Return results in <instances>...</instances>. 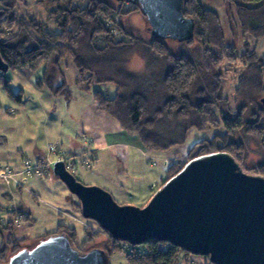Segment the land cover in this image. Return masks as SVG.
<instances>
[{"label": "trees", "instance_id": "1", "mask_svg": "<svg viewBox=\"0 0 264 264\" xmlns=\"http://www.w3.org/2000/svg\"><path fill=\"white\" fill-rule=\"evenodd\" d=\"M28 1L0 0V56L8 70L26 67L34 72L43 64L38 87L68 99L59 66L64 59L71 60L76 69L75 83L82 89L89 91L92 84L114 86L113 97L93 93L97 109L122 131L136 135L146 150L168 152L183 145L191 130L214 131L211 138L196 142L183 161L169 162L158 189L188 161L214 152L227 153L245 170L264 177V163L251 171L246 169L245 145L233 140L242 131L264 151V56H257L246 40L264 39V0H240L232 6L234 18H230V24L235 38L239 31L243 44L240 51L226 44L214 11L201 8L197 0H187L184 15L194 21V33L191 40L181 43L183 50L177 54L164 40L151 36L150 41L144 42L125 30L122 20L131 13H140L135 5L119 0ZM224 2L231 9L233 1ZM31 8L41 10L43 16L35 18L28 11ZM135 50L146 62V71L141 75L126 68L128 57ZM236 64L241 67L235 77L233 96L240 104L232 110L223 95V85L225 72ZM0 84L14 97L9 81L1 73ZM49 173L57 179L51 169ZM72 206L79 210L77 201H72ZM6 213L11 220L0 222V262L23 248L26 241L16 239L14 234L12 219L20 215L18 210L11 208ZM59 232L68 234L75 244L77 231L64 224L37 238L35 244ZM83 232L85 241L79 251L95 248L93 243L101 235L110 245L102 247L109 256L120 251L122 243L99 228L96 232L84 228ZM129 249L125 251L128 264H209L206 257L192 256L155 240ZM131 251L139 253L134 256Z\"/></svg>", "mask_w": 264, "mask_h": 264}, {"label": "water", "instance_id": "2", "mask_svg": "<svg viewBox=\"0 0 264 264\" xmlns=\"http://www.w3.org/2000/svg\"><path fill=\"white\" fill-rule=\"evenodd\" d=\"M119 1L139 8L152 37L192 39L195 24L184 15L187 0ZM7 71L0 56V73ZM51 171L77 199L81 217L115 241L165 242L206 257L209 264H264V177L227 153L188 161L143 207L118 205L101 187L81 184L63 161L54 162ZM0 264H110V256L102 248L79 251L68 234L59 232Z\"/></svg>", "mask_w": 264, "mask_h": 264}, {"label": "rangeland", "instance_id": "3", "mask_svg": "<svg viewBox=\"0 0 264 264\" xmlns=\"http://www.w3.org/2000/svg\"><path fill=\"white\" fill-rule=\"evenodd\" d=\"M224 1L197 0L201 8L214 11L218 15L226 44L234 45L240 51L243 46L241 37L239 31L237 38L233 36L230 18H234L232 6L235 3H241V1L232 0L231 9H228ZM27 2L29 1L27 0ZM228 10H231L230 13L232 14H229ZM28 11L35 18L43 16V12L39 9L31 8ZM122 23L125 30L131 34L136 35L144 42L150 41L151 33L142 14L138 12L131 13L122 20ZM246 40L256 49V53L259 56L264 55V40L254 41L249 37ZM164 41L173 54H177L180 50H183L182 44L175 40L165 39ZM141 63L144 65L143 71L138 70ZM240 67V64H236L229 72H225L224 75L223 95L229 99L230 109L232 110H235L240 104V101L236 100L233 96L236 83L235 77ZM59 68L64 76V82L69 95L68 99L64 95L54 96L49 90L38 87L37 83L41 80L44 69L43 64L34 72L24 67L8 70L4 74L5 79L9 81L13 90L14 97L8 96L0 84V107L7 110V115H4L2 110L0 111V128L11 129L0 134V141L2 142V145L0 144V167L12 166L14 163L19 165V163H24L23 161L35 163L38 160L35 157V150L38 156H40V160L38 161L51 162L52 164L63 153L65 155L64 159L69 166L68 171L81 184L101 187L110 193L118 205L145 206L158 188H155L151 194H148L147 202L141 205L139 196H135L136 198L132 197L134 193L132 190L121 191L118 190L119 188L117 189L112 186L111 188H107L105 182H101L100 180L95 181L91 177L92 174L96 173L94 171L91 172L94 164L91 163L92 160L90 161V159H93L94 156L91 154V149L89 148L90 143L86 142L90 139L89 133L100 132V126L102 125L111 126V124L106 123H115L105 113L98 111L96 103L93 100V93L96 91L103 93L106 97H113L114 86L111 84H92L89 91H87L75 83L76 69L71 60L64 59L60 63ZM126 68L132 74L141 75L145 73L146 62L144 56L138 50H135L128 57ZM262 98H264V95ZM115 127L119 129L117 124ZM84 134L88 136L87 140L83 138ZM213 134V130L201 133L191 130L183 145L168 152L146 150L145 152L150 155L148 158L142 160L143 174L146 167L147 172H155L152 179L154 178L156 185L159 186L166 176L167 167L164 166V158L167 161V166L170 161L179 163L186 158L187 152L196 142L209 139ZM131 136L137 138L136 135ZM83 139L86 141L84 142ZM233 140L245 145L243 158L246 169L251 171L258 164L264 163V151L257 147L255 142L250 137L245 136L242 131L237 132L233 136ZM56 142L59 144V154H48V146ZM17 145L19 146V151L16 149ZM98 157L102 161L104 154L101 153ZM135 157H137V160L140 159L138 152L135 153ZM86 163L89 164L88 167ZM139 163H141V160ZM137 170L140 171L139 164ZM142 176L144 175L140 177ZM136 177L138 178L139 176L136 175ZM140 177L138 180L144 184L145 188L146 179ZM38 181L39 183L34 184L32 183L33 179H29L24 189L16 190L12 188L10 196L14 199L13 201H17L12 203V205L11 202H7L0 197V218L3 216L4 207L23 210L21 212L23 215L19 217V225L15 226L14 230L16 239L26 240L22 243L23 247H33L37 238L51 233L59 225L67 224L65 226L75 228L77 231L75 246L80 248L85 241L84 228L96 232L98 229L97 225L90 220L83 219L79 210L72 206L71 201L75 202L77 199L68 192L62 182L55 179L52 175L49 177L44 175ZM4 192L6 191L0 182V195L4 194ZM55 208H59L67 213V219L60 218L57 211L54 210ZM27 213L31 214L27 215ZM74 219L81 221L82 224ZM1 242L2 238L0 236V245ZM93 245L95 248L110 247L106 237L102 235L94 241ZM126 250L129 251L130 249L122 244L120 251H115L111 254L110 264H128L125 257ZM131 253L133 252L131 251ZM134 256H136V253Z\"/></svg>", "mask_w": 264, "mask_h": 264}, {"label": "crops", "instance_id": "4", "mask_svg": "<svg viewBox=\"0 0 264 264\" xmlns=\"http://www.w3.org/2000/svg\"><path fill=\"white\" fill-rule=\"evenodd\" d=\"M255 52H256V49H255ZM256 55L259 56L257 53ZM1 110L4 115H7L6 114L7 110L3 109V107H0V111ZM112 123L110 122L106 123V124H111V126L110 125L100 126L101 128L100 132H96V133L90 132L89 141H86L88 136H86L85 134L83 135V138L86 139V140L83 139V141L90 143L89 148L91 149V154L94 156L93 159L92 158L90 159V161L92 160L91 163L94 164L95 166V167L93 166L92 168L93 170L91 172L94 171L96 174H92L91 177L95 181L100 180L101 182H105V185L107 186V188H111L112 186L117 189L119 188L118 190H121V191L123 190L131 191L132 190L134 192L132 197L134 196V198H136L135 196H139L140 198L139 201L141 202L140 204L143 205L145 204V202H147L148 194H151L155 188L159 187L158 185H156L155 179L154 178L152 179L153 173L155 172L153 171L147 172V167L146 169H144L145 171L144 174L142 171V165H143L142 160H144L145 158H148L150 154L145 152L146 149L142 146L138 137L134 138V136L128 135L127 133L122 131L120 128L117 129L115 127L116 123L114 124ZM9 130L11 129H6L5 127H1L0 134L5 131H9ZM0 144L2 145L1 141H0ZM18 148L19 146L17 145L16 149ZM35 152H36L35 157H37V159L40 160V156H38L36 150ZM136 152H138V156L140 158L139 160H137V157H135ZM101 153L104 154V158L102 161L98 157L100 156ZM38 160L35 163L40 162ZM140 160H141V163H139ZM20 164L21 163L17 165V163H14L12 164V166L16 168H20L23 163L21 165ZM138 164L140 165V171L137 170ZM49 174L50 173L48 170L45 175L49 177L50 176ZM136 175H138L139 177L141 175H144L140 178L146 179L145 188H144V184L140 180H138L139 177L137 178ZM40 179L41 178L33 179L32 183L37 184L39 183L38 180ZM0 182L6 191L4 192V194H1L0 197H2L7 202H11V205L12 203L17 202V201H13L14 199L10 196L11 194L10 190H12V188L6 187L2 181ZM16 190H20V189L18 188ZM4 208L5 209H4L3 215H5L6 210L9 209V208L7 209L6 207ZM16 210H18L21 216L23 215L21 213L23 212V210H19L17 208ZM30 214L31 213H27V215H30Z\"/></svg>", "mask_w": 264, "mask_h": 264}, {"label": "built area", "instance_id": "5", "mask_svg": "<svg viewBox=\"0 0 264 264\" xmlns=\"http://www.w3.org/2000/svg\"><path fill=\"white\" fill-rule=\"evenodd\" d=\"M58 146L59 144L53 143L50 144L47 148V153L51 155H56L59 154L58 151ZM64 154L61 153L60 157L57 158V161H63L67 167V170L69 166L67 165L65 159H64ZM53 164L51 162L45 163L40 161L39 163H31L30 161H24L23 165L20 168H16L13 166H7V167H0V181H2L6 187L10 188H20L24 189L25 185L27 184L29 179H38L41 178L43 175L47 173L48 170L52 168ZM86 166L88 167L89 164L86 163ZM164 166L167 167V161L164 159ZM55 211H57V214L60 218H65L67 219V213L63 212L59 208H55ZM69 217V216H68ZM11 220V217L9 214L5 213V215L0 218V222L6 223ZM13 223L15 226L19 225V216H15L13 219ZM78 223L82 224L81 221L74 219ZM67 225V224H64ZM124 246H126L128 249L131 246L127 243H122Z\"/></svg>", "mask_w": 264, "mask_h": 264}, {"label": "clouds", "instance_id": "6", "mask_svg": "<svg viewBox=\"0 0 264 264\" xmlns=\"http://www.w3.org/2000/svg\"><path fill=\"white\" fill-rule=\"evenodd\" d=\"M138 70H141V71H143L144 70V65H143V63H141V65H140V67H139V69Z\"/></svg>", "mask_w": 264, "mask_h": 264}]
</instances>
